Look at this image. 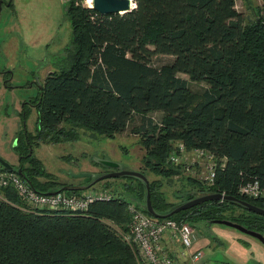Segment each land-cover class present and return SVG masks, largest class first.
<instances>
[{
  "label": "trees",
  "instance_id": "obj_1",
  "mask_svg": "<svg viewBox=\"0 0 264 264\" xmlns=\"http://www.w3.org/2000/svg\"><path fill=\"white\" fill-rule=\"evenodd\" d=\"M67 2L72 50L64 66L44 77L36 95V139L28 137L29 143L22 140L16 148L31 187L61 192L38 178L50 174L28 155L32 144L76 141L81 128L113 137L138 114L141 173L176 174L182 167L172 166L168 156L181 142L188 150L207 152L215 163L211 185L187 176L201 194L232 195L263 209L264 198H248L237 188L249 179L264 186V0L247 15L236 10L235 0H133L129 12L104 15L83 0ZM160 56L171 59L155 66ZM188 83L206 88L194 92ZM150 112L161 113L159 127ZM124 178L137 184L132 190L143 201L139 180ZM149 186L152 208L170 211L158 181ZM126 202L112 193L110 201L85 212L37 214L24 210L13 189L0 187V264H138L121 237L129 220ZM235 207L241 206L212 200L170 218L193 228L227 219L264 235V216L241 207L234 217Z\"/></svg>",
  "mask_w": 264,
  "mask_h": 264
},
{
  "label": "rangeland",
  "instance_id": "obj_2",
  "mask_svg": "<svg viewBox=\"0 0 264 264\" xmlns=\"http://www.w3.org/2000/svg\"><path fill=\"white\" fill-rule=\"evenodd\" d=\"M10 1L12 5L8 0H0V157L10 166H14L13 171L18 174L21 159L16 152L17 147L13 146L20 139L26 144L29 143L28 137L31 142L33 138L36 139L38 130L35 126L38 115L35 100L39 91L38 86H41L48 73L57 72L65 65L66 56L72 50V39L69 16L65 14L67 0ZM83 1L88 7L87 1ZM261 4L262 0H235L236 10L242 15L249 14L250 8H259ZM170 59V56L156 57L154 65L168 63ZM181 77L186 78V75L182 74ZM188 84L194 92L206 88L204 83ZM14 105L17 106V113L13 110ZM148 115L158 127L161 125L160 112H150ZM141 121L142 117L134 114L125 131L109 138L81 128L78 130L76 141L44 143L35 140L38 144H32L29 151L39 159L44 172L50 174L48 179L45 176L38 178L45 183H54L59 189L64 185L84 186L100 174L115 171L114 168L98 162L101 160L117 162L128 170H142L140 157L143 148L139 143L140 134L137 132ZM178 159L171 164L172 166L179 164L182 168H178L179 171L169 178L143 169L148 185L149 181H158L159 191L171 204V210L186 202L187 194H193V198L203 195L190 184L187 176L198 181L203 180L207 174V165L213 162L205 155H196L193 150L187 148L178 155ZM166 164L171 165L168 162ZM86 173L95 177L82 176ZM106 185L111 187L108 189L111 193H119L127 200L126 206L131 202L135 204L138 202L144 207L145 194L143 201L137 199L136 192L132 190L137 189V184L122 177L104 179L85 190L74 192L99 190ZM143 187L145 192V186ZM62 191L72 192L61 189ZM55 192L59 191L52 193ZM230 212L231 214H226L236 217L243 211L241 207H235ZM194 229L200 234L203 233L199 239L200 246L203 242L209 241L205 250L201 248L204 264H264V260H259L257 256L258 252L264 256V245L253 236L214 222L195 223ZM126 231L121 234H125ZM129 247L132 249V246ZM132 251L137 261L134 249ZM179 258L184 257L179 255Z\"/></svg>",
  "mask_w": 264,
  "mask_h": 264
},
{
  "label": "built area",
  "instance_id": "obj_3",
  "mask_svg": "<svg viewBox=\"0 0 264 264\" xmlns=\"http://www.w3.org/2000/svg\"><path fill=\"white\" fill-rule=\"evenodd\" d=\"M78 1V0H75ZM175 149L168 156L171 163L177 162L178 155L185 151L181 142L175 145ZM196 155H205L208 160L213 158L207 152L193 150ZM214 161L207 165V174L203 179L211 185L215 177ZM0 187H10L15 191L24 210L32 213L42 211L81 213L100 201H110L112 193L108 189L90 190L74 193L55 192L41 193L34 190L25 178L14 171L0 168ZM237 192L253 199L264 198V186L260 187L255 179L243 182L237 188ZM126 211L129 222L125 234H121L123 240L132 246L138 264H204L203 251L195 247L197 235L195 229L186 221L172 219L170 217L156 219L142 211L135 203L127 204ZM183 255V259L179 258Z\"/></svg>",
  "mask_w": 264,
  "mask_h": 264
},
{
  "label": "water",
  "instance_id": "obj_4",
  "mask_svg": "<svg viewBox=\"0 0 264 264\" xmlns=\"http://www.w3.org/2000/svg\"><path fill=\"white\" fill-rule=\"evenodd\" d=\"M10 1V0H8ZM92 4L91 7L94 8L98 13L100 14H122L129 12L131 8L134 7L133 0H91ZM38 89H41V86H38ZM30 155V151L28 152ZM99 163H102L103 165H106L108 167H112L115 169V171H111L109 173H104L100 174L99 176L95 177V175H92L90 173L83 174L82 176H90V177H95V179L91 183H87L84 186H68L64 185L62 186V190H68V191H81L87 189L90 185L97 183L101 180L104 179H109L111 177H131L134 179L139 180L143 186H145V202H144V209L147 211L148 215L156 218V219H163L167 217H171L172 215H175V213L183 210H187L189 207L200 205L202 202H210L212 200H218V201H229L234 204H238L243 208H246L248 211H251L261 217L264 216V208H260L258 206L253 205L252 203H248L240 198H236L232 195H227V194H221L218 192H212L208 194H203L199 195L200 197H195L188 199L186 202H183L179 205H177L174 209L170 210L169 212L160 214L156 212L151 205V198H150V186L148 185V181L146 179V176L143 173H140L139 171H133V170H128L122 167L121 164H118L117 162H112L110 161H105L101 160L98 161ZM0 165L4 167L8 171H13L15 168L14 166H10L9 163H7L4 159L0 157ZM18 174L23 178L21 169H17ZM28 184L31 186V183L29 180H27ZM53 192V191H52ZM49 192V193H52ZM220 223L222 225H227L229 227H232L236 229L238 232H243L249 236H253L256 238L260 243L264 245V236L254 230H248L246 227L241 225L240 223L233 222L231 220H225V219H213L212 223Z\"/></svg>",
  "mask_w": 264,
  "mask_h": 264
},
{
  "label": "crops",
  "instance_id": "obj_5",
  "mask_svg": "<svg viewBox=\"0 0 264 264\" xmlns=\"http://www.w3.org/2000/svg\"><path fill=\"white\" fill-rule=\"evenodd\" d=\"M3 86H4V85H3ZM4 87H5V86H4ZM6 88H7V87H6ZM16 107H17L16 105L13 106V110H14L15 112H16ZM16 113H17V112H16ZM6 116H7V114L5 115V117H6ZM0 117H1V116H0ZM2 118H3V117H2ZM8 119H9V118H8ZM13 139H14V138H12V140H13ZM22 143H23V142H21V139H20L19 142H18L16 145L13 146V148H14V147H17V146H21ZM196 232H197V233H196ZM195 234H197V238H198V239H197V241H196V243H195L194 246H195V247H198V248H203V249L205 250V248L208 247L207 245L209 244V241H207V242H205V243L203 242V244L201 245L202 247H201V246H200L199 239H200V237H201V235H202L203 233L200 234L198 231H195ZM257 256H258L259 260H264V256H263L261 253L258 252Z\"/></svg>",
  "mask_w": 264,
  "mask_h": 264
},
{
  "label": "bare ground",
  "instance_id": "obj_6",
  "mask_svg": "<svg viewBox=\"0 0 264 264\" xmlns=\"http://www.w3.org/2000/svg\"><path fill=\"white\" fill-rule=\"evenodd\" d=\"M88 3V7H91L92 1L91 0H86Z\"/></svg>",
  "mask_w": 264,
  "mask_h": 264
}]
</instances>
